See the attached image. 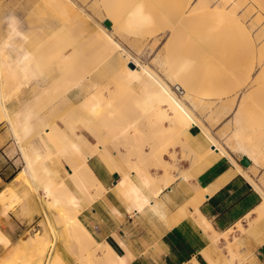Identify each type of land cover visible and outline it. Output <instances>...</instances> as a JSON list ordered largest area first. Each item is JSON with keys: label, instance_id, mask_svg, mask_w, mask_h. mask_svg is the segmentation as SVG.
<instances>
[{"label": "bare ground", "instance_id": "bare-ground-1", "mask_svg": "<svg viewBox=\"0 0 264 264\" xmlns=\"http://www.w3.org/2000/svg\"><path fill=\"white\" fill-rule=\"evenodd\" d=\"M168 1L171 9L166 22H154L144 10L143 4L138 3L134 9L125 13L105 15L104 21H110L111 26H101L102 32L95 35H91L86 29L79 30L73 36L68 32L63 33V43L44 57L36 54L32 45L28 43L19 19L11 16L10 27L0 31V124L6 120L16 138L22 134L23 138H26L34 129L38 138L36 144L30 142L19 145L27 165L8 184L7 189L11 196L18 195L23 200L21 208L23 214L38 202V208L44 213L45 222L50 224L54 233V237L50 238L47 231H37L12 245L11 239L0 229V242L8 247L0 264H66L57 251L58 240L76 248L77 257L82 263L125 264L108 243L95 238L79 217L80 212L105 191L88 164V159L94 155L104 160L111 169H118L121 172L120 184L137 200L139 207L149 201L148 197L122 162H125L126 166L132 165L141 182L156 196L163 186L173 182L176 176L188 180L198 176L222 156L228 157L232 164L230 170L212 187L202 189L201 196L212 192L235 173H240L262 195V202L255 209L257 216L254 221H264V187L249 173V169L257 172L258 166H264V143H261L255 132H250L245 124L251 94L244 93L239 98L234 95L229 104L224 100L228 86L235 90L241 84L264 82V75L256 78L253 76L257 61L264 55V21L262 23L258 21L264 16V0ZM213 1L216 5L211 10ZM230 4L232 6L227 10ZM243 4H245L242 9L243 16L256 14L251 20L252 26H256L254 35L236 15V10ZM208 13L219 15L227 24L220 35L224 42L218 51L212 52L211 47L206 49L209 55L211 53L214 57L220 58L224 64L227 74L224 81L210 78L199 80L187 75L185 69L188 63L181 62L174 69L166 71L172 81L169 83L152 67L142 63L138 57L123 54L126 56V63H129L127 69L125 67L122 70L123 78L140 107V114L135 119L118 124L112 111L99 101V82L89 74L74 79L66 86V89L76 88L72 97H65L60 103L52 104L46 111L39 113L35 110L36 106L45 108L42 104L56 81L53 74L55 66L62 70L68 68L72 53H87L94 46L100 49L101 56H107L118 48L126 50L112 34L117 27L132 31L153 27L158 31V28L166 24L170 25L172 34L188 37L186 29L189 23L202 20ZM48 25V30L55 32L56 28L53 29L55 23ZM211 35L209 32L208 36ZM256 41L262 43L258 46ZM47 61L50 65L44 70ZM98 68L99 62L96 66L97 74L102 71L100 69L99 72ZM35 70L41 72L40 77L35 76ZM11 84L29 89V96L25 98L23 105L18 107L8 105L10 95L7 94V88ZM204 85L214 89L220 100L216 108L207 111H204L206 105L202 103L203 98L197 94ZM175 86L181 96L174 90ZM236 99L233 115L228 120L231 132L225 136L227 137L225 145L195 111L204 113L214 124L232 109ZM78 116L82 121V127L77 123ZM33 117H37L36 126L33 124ZM140 121L145 122L147 130L144 132L150 135L142 142H130L126 146L128 153L136 150L142 159H130L127 157L128 153L118 148L112 151L109 141L122 132L136 133V124ZM194 127H198L200 131L192 132L191 129ZM142 133L143 130L140 135ZM173 136L178 138L182 149L191 155L189 156L191 164L188 168H180L178 162L181 158L176 155V150L170 149ZM153 137L158 140L153 141ZM157 141L162 146L160 150H156ZM233 151L247 156L252 163L245 168L234 158ZM166 152L171 156V162L165 158ZM62 159L72 167V170H66L64 175L60 171ZM150 164L157 170L148 169ZM170 169L176 171V174L170 172ZM19 178H22L19 186L21 184L26 190L23 195L15 188ZM71 183L76 186L78 192L71 188ZM5 190L0 192V196ZM79 193L83 196L78 195ZM250 227L252 228L253 224ZM229 252L233 258L234 252L230 247ZM211 262L226 264L228 260L223 257V260L211 259Z\"/></svg>", "mask_w": 264, "mask_h": 264}, {"label": "rangeland", "instance_id": "rangeland-1", "mask_svg": "<svg viewBox=\"0 0 264 264\" xmlns=\"http://www.w3.org/2000/svg\"><path fill=\"white\" fill-rule=\"evenodd\" d=\"M138 3L143 4L144 10L151 16L154 22L168 21L169 11L171 9V4L168 0H0V31L10 27V22L12 21L11 16H13V18L15 17L16 20L19 19L18 22L22 24L21 28L24 35L27 36L28 43L32 45L36 54L44 57V55H48L63 43V35L67 34V32L73 36L79 30L86 29L91 35H95L97 32H102L101 26H111L110 21H104L103 18L105 15L108 13L112 15L120 14L121 12L125 13L128 10L134 9ZM215 5L216 3L214 2L210 9L212 10ZM244 5L245 4L236 10V15L241 22L246 25L250 33L254 35L256 26H252L251 20L256 14L243 16L242 9ZM231 6L232 4L228 5L227 10ZM197 21L198 20L189 23L186 29L188 37L172 34L170 25L166 24L158 28V31L153 27H145L138 31L117 27L112 34L126 50L118 48L107 56H101L100 49L94 46L91 47L87 53H72L70 55V65L68 68L62 70L55 66L53 74L56 77V81L42 104L45 108H37L36 106L34 107L35 110H38L39 113L44 110L46 111L52 104L60 103L67 96L72 97L76 88L66 89V86L73 82L74 79L89 74L99 82V101L104 107L107 106L108 110L112 111L113 117L118 124H125L135 119L136 116L140 114V107L138 100L132 95L123 78L122 70L125 67L127 69L129 66V63H126V56L123 54H131L132 56L138 57L142 63L152 67L169 83H172V81L168 77L166 71L168 69H174L181 62L188 63L185 69L187 75L196 77L199 80L210 78L216 81H224L227 78L224 64H222L220 58L214 57L211 53L209 55L206 49L211 47L212 52L218 51V48L224 42V39L220 35L227 24L219 15L213 13H208L204 15L202 20ZM258 21L262 23L264 21V16ZM49 23H51V25L55 23V26H53V29L56 28L55 32L48 30ZM68 28L71 29L69 30ZM209 32L212 33L211 36H208ZM261 43L256 41L258 46ZM48 61L44 70H47L50 65ZM98 62V71L100 72V69H102L99 74H97L96 69ZM52 65H55V63H52ZM263 67L264 55L261 60L259 59L257 61V66L253 71L254 78L264 75ZM40 73L41 72L37 70L34 71L35 76L40 77ZM174 90L181 96L176 86ZM226 91L228 93L224 100H226L225 102L228 104L231 102L234 95H237V98H239L244 93L251 94L248 102V117L245 120V124L247 129H249L250 132H255L256 138L260 140L261 143H264V82L254 81L249 84H241L235 90L228 86ZM7 94L10 95L8 105L18 107L25 103V98L29 96V89L11 84L7 88ZM197 94L203 98L202 103L206 105L204 111L216 108L220 103L218 94L208 85L202 86ZM236 102L237 99L232 109L214 124L208 120L204 113L195 111L196 114L210 125L214 134L218 137L220 142L225 145L227 138H225V136L231 132V124L228 120L233 115ZM79 118V116L76 117L77 123L82 127V121L81 119L79 120ZM32 121L34 122V126H36L37 117H33ZM3 128L6 129L10 135H13L9 123L6 120L4 124L0 126V130ZM136 130V133L122 132L115 139L109 141L110 149L114 151L118 148L128 153V148L126 146L128 143L142 142V140L146 139V136L150 135L144 132V130H147L145 122L140 121L137 123ZM141 130H143L142 135H140ZM199 131L198 127L193 129L194 133H198ZM223 132H225L224 135L222 134ZM36 136V131L34 129L26 138H23L22 134L16 139L19 145H24L29 144L33 138L36 139ZM156 139L155 137L152 138L153 141ZM171 140L170 149L174 151L176 147H179L180 158H184L180 161V165L183 167L184 165H190L189 156L191 155L182 149L176 136L171 137ZM155 147L156 150L162 149L158 141ZM128 154L127 157L142 159V157L137 154L136 150H132ZM232 155L238 162H240L243 157L242 154L236 151H233ZM147 163L149 164L150 162L147 161ZM26 165V162H23L20 170L26 167ZM64 165L68 167L66 163H64ZM129 167L132 171L133 166ZM150 167L156 168L152 164L148 165V168ZM20 170L16 171V176L19 175ZM249 173H251L256 181L264 187V166H258L257 172L249 169ZM13 177L2 181V184L0 182V192L6 189L3 195L0 196V209L3 208V211L1 210L2 212L0 213V229L11 237L13 241L12 245L15 244L18 239H24L37 231H47L50 238L54 237L52 227L48 222H45L44 213L38 208V202L28 211L24 212V214L20 211L23 218L18 215V210L22 208L23 200L19 198L18 195L11 196L7 189L8 182L11 181ZM21 179L22 178L17 179V182ZM15 188L20 195H23L26 191L21 184ZM36 197L37 199L39 198L38 195ZM258 222L261 223L264 221ZM90 230L92 231V229ZM7 250V246H5L4 249L3 245L0 244V260L6 255ZM57 251L62 257L69 254L81 262L77 257L76 248L70 245L68 246L61 240L57 241ZM21 260L23 261L24 258H21Z\"/></svg>", "mask_w": 264, "mask_h": 264}, {"label": "crops", "instance_id": "crops-1", "mask_svg": "<svg viewBox=\"0 0 264 264\" xmlns=\"http://www.w3.org/2000/svg\"><path fill=\"white\" fill-rule=\"evenodd\" d=\"M13 135L4 128L0 130L1 184L13 177L25 162ZM37 139L33 138L31 142L36 144ZM175 150L180 158V148ZM166 154L165 158L171 162ZM130 159L136 160L135 157ZM61 162L62 175L66 170H72L65 159ZM88 164L105 191L87 205L79 217L92 229L90 231L95 238L108 243L125 264H212L211 259L223 260V257L228 260L226 264H264V222L254 221L257 216L255 209L263 197L247 178L235 173L212 192L201 196L202 189L212 187L230 170L232 164L228 157L222 156L188 180L176 176L156 196L141 182L136 172L131 171L129 166L132 165L126 166L122 162L148 197L149 201L141 207L120 184L122 174L118 169H111L96 155L88 159ZM188 167L180 165L183 169ZM148 169L154 171L156 168ZM170 172L176 174L172 169ZM70 186L77 191L73 183ZM78 195L83 196L81 193ZM1 210L3 208L0 213ZM20 211L19 208L18 215L22 216ZM0 244L5 249L4 244ZM229 247L234 252L233 258ZM62 258L66 264H86L69 254Z\"/></svg>", "mask_w": 264, "mask_h": 264}, {"label": "water", "instance_id": "water-1", "mask_svg": "<svg viewBox=\"0 0 264 264\" xmlns=\"http://www.w3.org/2000/svg\"><path fill=\"white\" fill-rule=\"evenodd\" d=\"M240 162H241V164L243 166H249L251 164V160L247 156H245V155H243V157L240 160Z\"/></svg>", "mask_w": 264, "mask_h": 264}]
</instances>
